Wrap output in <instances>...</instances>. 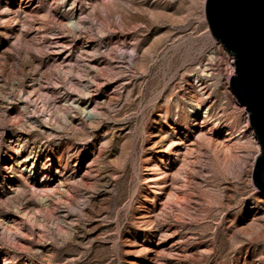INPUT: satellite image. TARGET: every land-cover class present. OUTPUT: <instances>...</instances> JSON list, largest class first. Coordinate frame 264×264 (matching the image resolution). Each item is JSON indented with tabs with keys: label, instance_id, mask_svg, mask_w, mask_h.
Returning <instances> with one entry per match:
<instances>
[{
	"label": "rangeland",
	"instance_id": "obj_1",
	"mask_svg": "<svg viewBox=\"0 0 264 264\" xmlns=\"http://www.w3.org/2000/svg\"><path fill=\"white\" fill-rule=\"evenodd\" d=\"M205 1L0 0V264H264Z\"/></svg>",
	"mask_w": 264,
	"mask_h": 264
},
{
	"label": "water",
	"instance_id": "obj_2",
	"mask_svg": "<svg viewBox=\"0 0 264 264\" xmlns=\"http://www.w3.org/2000/svg\"><path fill=\"white\" fill-rule=\"evenodd\" d=\"M205 11L212 34L235 58L230 87L261 144L252 178L264 192V0H206Z\"/></svg>",
	"mask_w": 264,
	"mask_h": 264
},
{
	"label": "bare ground",
	"instance_id": "obj_3",
	"mask_svg": "<svg viewBox=\"0 0 264 264\" xmlns=\"http://www.w3.org/2000/svg\"><path fill=\"white\" fill-rule=\"evenodd\" d=\"M180 144H182V143H180Z\"/></svg>",
	"mask_w": 264,
	"mask_h": 264
}]
</instances>
